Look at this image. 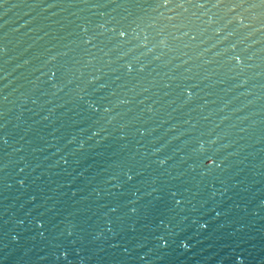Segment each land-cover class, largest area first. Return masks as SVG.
Returning a JSON list of instances; mask_svg holds the SVG:
<instances>
[{"label":"water","instance_id":"95a60500","mask_svg":"<svg viewBox=\"0 0 264 264\" xmlns=\"http://www.w3.org/2000/svg\"><path fill=\"white\" fill-rule=\"evenodd\" d=\"M0 264H264V0H0Z\"/></svg>","mask_w":264,"mask_h":264}]
</instances>
